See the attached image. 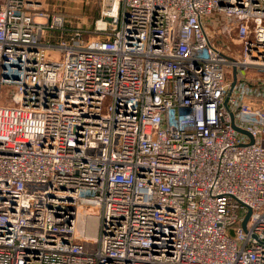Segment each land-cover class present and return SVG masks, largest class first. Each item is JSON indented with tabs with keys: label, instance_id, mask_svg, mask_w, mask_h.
Wrapping results in <instances>:
<instances>
[{
	"label": "built area",
	"instance_id": "obj_1",
	"mask_svg": "<svg viewBox=\"0 0 264 264\" xmlns=\"http://www.w3.org/2000/svg\"><path fill=\"white\" fill-rule=\"evenodd\" d=\"M54 1L0 0V264H264V0Z\"/></svg>",
	"mask_w": 264,
	"mask_h": 264
},
{
	"label": "rangeland",
	"instance_id": "obj_2",
	"mask_svg": "<svg viewBox=\"0 0 264 264\" xmlns=\"http://www.w3.org/2000/svg\"><path fill=\"white\" fill-rule=\"evenodd\" d=\"M54 11L64 18V28L67 32L71 30L84 32V35L93 36L96 22L100 18V7L93 1L81 3H71L67 1H54ZM220 49L225 50L223 53L228 57L236 56L240 52V48L234 47L228 40L217 39L214 42ZM0 105H10V87L2 86L0 88ZM94 228V220L92 222Z\"/></svg>",
	"mask_w": 264,
	"mask_h": 264
},
{
	"label": "water",
	"instance_id": "obj_3",
	"mask_svg": "<svg viewBox=\"0 0 264 264\" xmlns=\"http://www.w3.org/2000/svg\"><path fill=\"white\" fill-rule=\"evenodd\" d=\"M236 130L239 131V132L245 133L244 131L239 130V129H237V128H236ZM246 219H247V217H246ZM246 219H245L244 222H243V226L245 225V221H246Z\"/></svg>",
	"mask_w": 264,
	"mask_h": 264
}]
</instances>
